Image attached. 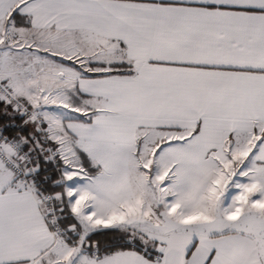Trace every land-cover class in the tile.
<instances>
[{"label":"snow or ice","instance_id":"1","mask_svg":"<svg viewBox=\"0 0 264 264\" xmlns=\"http://www.w3.org/2000/svg\"><path fill=\"white\" fill-rule=\"evenodd\" d=\"M0 264H264V0H0Z\"/></svg>","mask_w":264,"mask_h":264}]
</instances>
